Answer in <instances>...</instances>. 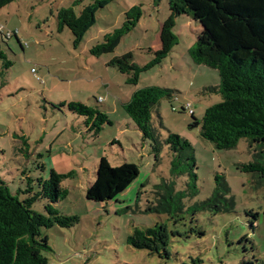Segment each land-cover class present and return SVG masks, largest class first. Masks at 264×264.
Returning <instances> with one entry per match:
<instances>
[{"label":"rangeland","instance_id":"rangeland-1","mask_svg":"<svg viewBox=\"0 0 264 264\" xmlns=\"http://www.w3.org/2000/svg\"><path fill=\"white\" fill-rule=\"evenodd\" d=\"M92 1L13 0L0 9V177L11 194L23 200L29 196L28 178L35 192L37 179L47 178L50 169L65 174L61 185L66 195L55 208L78 218L72 227L42 230L51 248L45 253L47 264H238L243 259L264 264V185L256 174L238 168L253 159L264 161V145L250 146L241 138L231 149H217L201 137L205 110L222 101L218 92L207 89L219 84L217 70L194 63L188 53L202 26L185 14L176 17L171 28L176 41L157 60L169 0H115L97 11L95 25L74 44L70 30L59 28L57 11L72 7L79 13ZM133 7L139 10L138 20L126 31L123 23ZM114 30H122L115 49L95 52ZM127 52L139 69L134 80L133 72L108 65ZM146 86L172 92L151 112L159 139L163 142L175 133L193 150L198 191L192 197L185 193V208L209 197L215 176H222L234 200L230 212L183 213L174 223L167 214L147 211L156 185L170 179L171 153L163 143L155 160L150 140L142 137L122 107L133 91ZM70 101L98 106L111 124L94 134L83 117L62 106ZM101 156L112 166L134 163L139 170L124 193L102 203L85 197ZM187 181L186 175L174 179V190L184 191ZM45 204L39 198L32 208L45 213ZM156 222L182 233L171 237L168 257L126 242L134 227ZM242 237L246 240L240 242Z\"/></svg>","mask_w":264,"mask_h":264},{"label":"trees","instance_id":"trees-1","mask_svg":"<svg viewBox=\"0 0 264 264\" xmlns=\"http://www.w3.org/2000/svg\"><path fill=\"white\" fill-rule=\"evenodd\" d=\"M12 1L0 0V9ZM113 1L94 0L85 5L78 15L72 7L61 8L56 15L58 26L67 27L74 37V44H77L95 25L97 11ZM168 8L169 16L159 29L160 48L155 51L157 60L172 50L176 38L171 28L175 18L185 14L202 26L194 44L188 49L190 58L196 64L217 70L219 74V84L207 89L218 92L222 101L205 110L200 122L201 137L217 149H231L241 138H246L250 146L264 145V0H169ZM138 16V8L133 7L126 13L123 29L133 28ZM121 32L114 30L106 34L104 42L95 52H112L120 42ZM131 59L132 53L127 52L111 59L108 65L122 73L133 72L134 80L139 69L131 63ZM171 93L167 88L146 86L133 91L128 101L122 103L142 137L150 140L155 160L163 143L171 153L170 179L156 185L154 199L147 201V211L167 214L174 223L183 219V213L194 216L199 212H230L234 200L229 196V187L222 176H215L216 185L209 197L187 208L184 206L182 199L185 193L192 197L198 191L192 147L187 139L175 133H169L162 142L151 123L152 110ZM62 106L83 117L84 125L94 134L104 124H111L107 113L98 106H87L78 101ZM238 168L256 174L258 182L264 185V161L253 159L240 163ZM138 174L134 163L112 166L105 156H101L94 182L86 189L85 197L101 203L114 200L129 188ZM184 175L188 177L186 189L177 192L174 190V179ZM66 177L50 169L47 178L37 179L35 192L28 178L25 192L29 196L23 200L11 194L0 177V264H47L45 253L51 248L42 230L54 225L68 228L78 222L76 215L62 214L55 208L66 195L61 185ZM39 198L46 200L45 213L32 208ZM256 217L257 214H254L253 218ZM198 234L203 232L198 231ZM176 235L181 236L182 233L171 231L165 222H156L147 228L134 227L126 242L133 248L168 257L169 242ZM244 240L245 237L240 238V242ZM255 261L243 259L238 264H256Z\"/></svg>","mask_w":264,"mask_h":264},{"label":"crops","instance_id":"crops-1","mask_svg":"<svg viewBox=\"0 0 264 264\" xmlns=\"http://www.w3.org/2000/svg\"><path fill=\"white\" fill-rule=\"evenodd\" d=\"M60 1H61V0H60ZM89 3H90V2H89ZM86 5H87V4H86ZM84 6H85V5H82V6H81V9H80V11L82 10V8H83ZM57 10H58V9H57ZM57 10H56V11H57ZM56 11H55V12H56ZM73 11H74V12H75V14H77V15L80 13V11H79V13H76L75 9H73ZM122 13H125V11H122ZM91 28H92V27H91ZM89 31H90V30H89ZM89 31H87V33H88ZM159 48H160V42H159V46H158V47H156V49H159Z\"/></svg>","mask_w":264,"mask_h":264},{"label":"built area","instance_id":"built-area-1","mask_svg":"<svg viewBox=\"0 0 264 264\" xmlns=\"http://www.w3.org/2000/svg\"><path fill=\"white\" fill-rule=\"evenodd\" d=\"M32 71H34V69L32 68Z\"/></svg>","mask_w":264,"mask_h":264}]
</instances>
